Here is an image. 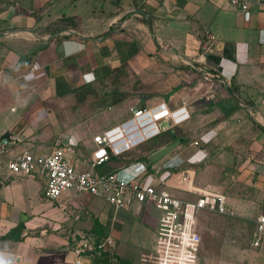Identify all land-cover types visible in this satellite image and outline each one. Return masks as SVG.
<instances>
[{"label": "crops", "instance_id": "0c3cea01", "mask_svg": "<svg viewBox=\"0 0 264 264\" xmlns=\"http://www.w3.org/2000/svg\"><path fill=\"white\" fill-rule=\"evenodd\" d=\"M93 1L0 0V138L12 132L19 139L8 155L51 152L57 135L65 132L57 131L59 121L54 116L65 98L79 96L86 88L105 87L123 71L148 81L139 89L135 109L164 102L171 110L185 107L190 114L170 127L181 128L175 132L176 141H164L165 134L153 140L155 147L167 148L159 150L156 161L169 154L192 156L196 149L191 144L207 141L206 130L227 124L222 120L205 125L208 112L217 109L224 116L237 104L250 108L257 128L252 140L254 180L262 182L264 6L244 11L225 0H108L113 8L107 13L104 2L100 8V1ZM116 94L123 96L116 104L127 100L123 92ZM120 113L117 123L108 115L107 128L128 119ZM198 124L203 131L194 137ZM52 128L56 131H48ZM73 129L80 130L81 124ZM66 132L78 145V132ZM72 161L77 170H88ZM7 163L8 158L0 155V264H74L76 238L86 232L75 228L83 220L99 219L116 239L132 234L130 228L152 222L146 216L142 221L144 207L116 211L110 205L113 214L106 207L97 212L92 203L97 196L85 193L49 200L41 174L14 177ZM128 213L138 219L129 222ZM143 236L139 232L138 239L145 243L148 239ZM90 259L83 258L84 264L92 263Z\"/></svg>", "mask_w": 264, "mask_h": 264}, {"label": "rangeland", "instance_id": "374dc122", "mask_svg": "<svg viewBox=\"0 0 264 264\" xmlns=\"http://www.w3.org/2000/svg\"><path fill=\"white\" fill-rule=\"evenodd\" d=\"M99 1L100 8L101 4L105 3L107 13L113 8L108 0ZM91 2L94 3L93 0ZM98 12L100 13L101 10L98 9ZM110 79L108 85L106 84L105 87L100 85L98 90L87 89L82 91L83 94L80 92L79 96L66 97L64 107L54 115L58 117L59 121L60 128L57 129L58 132L61 130L71 133L78 132L79 138L81 137L78 140V145L65 154L71 160H74L77 165L79 163L84 169H91L92 159L89 152H92L94 147L93 137L109 127L108 115L114 119V123H117L122 118L118 116L121 112L120 109H126V114H120L124 115L123 119H126L125 117L130 118L133 114L132 110L135 109L139 102V89L148 82L139 80L135 74H126L123 71ZM112 91H115V93H111ZM147 91L145 90L144 92L147 93ZM116 92L126 94L127 96L124 98L127 100L121 104H116L117 101L123 99V96H117ZM113 104H116L114 105V110L111 109ZM234 109L229 112V115L224 116L217 109L208 112L204 117L205 125H208L206 121H210L209 125H217L222 120H226L227 124L220 127V129L210 127V129L206 130L207 141L202 147V153L194 157L192 161L182 168L185 169V175L191 176L193 186L196 189L212 190L224 194L229 208L235 210L236 213L235 215H229L215 211L200 212L198 223L200 224L202 243L199 264H264V256L255 252L251 245L256 227L255 220L258 214L264 211V180H261L263 183H256V180H254L256 171L252 167L256 162L252 155L254 151L252 140L255 138L254 135L257 128L253 126V117L247 106H239L237 104ZM233 115L235 116L233 117ZM223 117L226 119H223ZM50 123L53 124L52 122ZM77 124H81L80 130L73 129ZM195 127L197 128L195 129L194 137H197L198 133L203 130L200 124ZM48 129H51V127H48ZM174 129L175 132H178L181 128L176 127ZM48 131H56V128ZM153 140L150 139L145 144L132 148L119 156L118 159L114 158L113 161L115 164L125 166L137 160L138 157L147 154H151L153 158H156L159 150L166 151L167 148H161L162 146L160 145L155 147L157 142L154 144ZM25 146L26 143L23 142L21 148L23 149ZM170 156L171 154L159 161L157 160L155 165L159 166L163 160ZM150 170L155 178L159 177L155 169ZM181 171L179 169L170 172L172 190L182 198L196 197L197 193H188L181 189L182 184L179 181L182 180V177L176 176ZM257 192L259 195H257ZM92 200H94L92 203L97 212L99 210L105 211L106 208H108L109 212H111V209L114 210L102 197H95ZM85 211L89 212L86 209ZM86 215L90 218L91 214ZM127 216L132 219L129 222L136 221V214L130 215L128 213ZM141 216L143 221L145 212H142ZM81 218L84 219V216ZM93 222L87 219V221L83 220L76 226L75 229L78 230L86 228V232L80 235L81 237L76 238L75 243L90 232ZM130 231L132 234L126 232L122 239H116L112 235L115 238V245L110 250L119 256L120 260L129 264H157V256L154 250L155 242H153L156 230L148 225H140L135 226L133 229L130 228ZM139 232L144 235L145 240L148 239L145 243L138 239ZM71 241L70 245L72 247L74 245L73 239ZM90 258L92 262V256ZM122 261L119 264H122ZM95 264L109 263L96 262Z\"/></svg>", "mask_w": 264, "mask_h": 264}, {"label": "built area", "instance_id": "2783aa9c", "mask_svg": "<svg viewBox=\"0 0 264 264\" xmlns=\"http://www.w3.org/2000/svg\"><path fill=\"white\" fill-rule=\"evenodd\" d=\"M225 1L244 11L252 6H264V0ZM189 117L185 107L171 110L164 102L156 107L134 109L130 118L93 137L95 147L91 152L89 170H77L74 162L65 154L77 145L74 138L66 132L57 135L49 153L36 155L26 150L8 155L19 141L17 135L9 132L8 136L0 138V155L8 158L7 165L14 177L41 174L45 179L44 196L49 200H59L69 193H85L104 198L116 211L144 207L145 216L152 220L149 226L156 230L154 250L157 264H199L202 243L198 223L200 212L236 214L235 210L229 208L224 194L196 189L191 176L184 174L185 169L182 168L196 157L193 155L197 153L198 156L206 141L199 139L191 144L196 149L192 156H173L159 167L155 165L156 159L150 154L146 161H133L117 172H97V167L111 156H121L164 131L159 126L161 120L166 119L175 125ZM150 169H155L159 177L155 178ZM179 169L182 171L176 176L182 177L179 181L182 184L181 189L188 193H197L196 197L182 198L172 190L170 172ZM255 222L251 245L264 253V211L257 216ZM114 245L115 238L109 234L100 242L83 237L75 249L77 258L74 264H84L83 258L94 254L100 256Z\"/></svg>", "mask_w": 264, "mask_h": 264}, {"label": "trees", "instance_id": "16d2710c", "mask_svg": "<svg viewBox=\"0 0 264 264\" xmlns=\"http://www.w3.org/2000/svg\"><path fill=\"white\" fill-rule=\"evenodd\" d=\"M87 89H91V88H86L85 90H87ZM85 90L83 89V91H85ZM164 134H165V136H164L165 137L164 138L165 140L164 141H167V142L169 141L170 143L176 141V138L177 137L175 136L174 128H169L167 130L162 131L159 135H157L153 139H157V138H159L160 136H162ZM8 135H9V132H5L2 135V137L3 136H8ZM147 155L140 156L135 161H146L147 160ZM118 157L119 156H111L108 161H106L104 164H102V165H100V166L97 167V172H99L100 174H108V173H113V172L119 171L120 168L123 165L120 166L117 163L115 164V162L113 161L114 158L115 159H118ZM126 165H128V164H126ZM92 229L93 230H91L90 232H88V234L85 237H90L95 242H100L102 239H105L108 236V234H109V232H107L105 230L104 225L100 222L99 219L96 220L95 227L92 228ZM92 258H93V261H92L93 263L92 264H95L96 262H103V263H109V264H119L120 261H122V260H120L119 256H117L112 250H109V251L106 250L100 256L97 255V254H94V255H92ZM112 261H115V262L114 263H110ZM122 262H121L122 264H129V263H126L125 261H122Z\"/></svg>", "mask_w": 264, "mask_h": 264}, {"label": "water", "instance_id": "95a60500", "mask_svg": "<svg viewBox=\"0 0 264 264\" xmlns=\"http://www.w3.org/2000/svg\"><path fill=\"white\" fill-rule=\"evenodd\" d=\"M161 50H162L163 52H165L162 48H161ZM194 64L196 65V67H197L198 70H201V71H202V68H201V66H200L199 64H196V63H194ZM223 80H224V82H226L227 85H229L228 82H227L225 79H223ZM249 110H250V108H249ZM159 126H160V128H161L162 130H165V129H167V128L172 127V126H173V122L168 121V120H166V119H163V120H161V121L159 122Z\"/></svg>", "mask_w": 264, "mask_h": 264}, {"label": "bare ground", "instance_id": "6f19581e", "mask_svg": "<svg viewBox=\"0 0 264 264\" xmlns=\"http://www.w3.org/2000/svg\"><path fill=\"white\" fill-rule=\"evenodd\" d=\"M163 50H164L165 52H168V53L170 52L169 50H165V49H163Z\"/></svg>", "mask_w": 264, "mask_h": 264}]
</instances>
